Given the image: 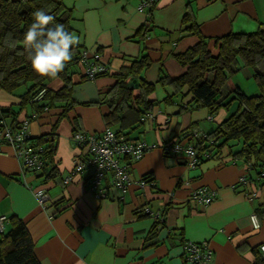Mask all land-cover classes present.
Listing matches in <instances>:
<instances>
[{
	"label": "crops",
	"instance_id": "1",
	"mask_svg": "<svg viewBox=\"0 0 264 264\" xmlns=\"http://www.w3.org/2000/svg\"><path fill=\"white\" fill-rule=\"evenodd\" d=\"M141 1L63 0L72 10L71 25L86 58L105 64L108 71L88 79L80 62L73 65L74 104L63 116L65 102L31 120L27 115L33 113L32 106L7 117L13 124L27 120L33 139L52 133L57 148L52 161L56 175L47 177L50 166L22 174L12 147H0V215L8 218L3 233L9 230L10 217L22 220L40 264H184V240L208 241L216 264H264L258 250L264 243V186L256 180L255 196L246 195L238 182L246 173L245 163L232 158L224 146L188 167L181 154H164L160 147L170 140L191 144L188 133H208L225 120L236 102L211 115L206 108L189 106L192 94L187 88L169 97L172 88L158 82L162 73L174 78L185 72L174 56L198 41L195 34L181 30L185 12L192 14L209 50L216 54L217 37L264 29V0H154L152 8L140 11ZM149 18L150 29L140 39L137 31ZM144 55L149 65L139 76L154 84L149 96L155 102L154 117L145 126L139 124L130 137L143 139L154 148L132 163V182L124 193L105 183L106 196L96 198L86 187L85 172L64 184L62 178L72 169L73 156L78 153L71 141L74 126L93 133L106 128L103 115L108 107L88 103L98 102L115 83L116 75ZM254 84L248 67L241 66L226 81L218 100L233 96L235 87L254 93ZM62 85L57 77L47 88L57 90ZM19 103L18 96L0 90V108H15ZM145 175L151 184L140 186L138 181ZM199 187L215 191L207 205H197L190 198ZM37 188L49 193L46 205L38 203ZM145 207L160 212L163 222L155 225L151 215L140 216ZM253 212L259 215L258 229L250 221ZM152 229L157 242L148 246L145 241Z\"/></svg>",
	"mask_w": 264,
	"mask_h": 264
},
{
	"label": "trees",
	"instance_id": "2",
	"mask_svg": "<svg viewBox=\"0 0 264 264\" xmlns=\"http://www.w3.org/2000/svg\"><path fill=\"white\" fill-rule=\"evenodd\" d=\"M37 9H43L53 15L54 23L64 24L67 30L74 34L71 25L72 10L66 7L63 0H0V90L20 99L17 108H0V117L6 121L8 116L17 114L22 108L29 106L33 107L34 113L27 115L28 120H31L36 114L57 105L58 102H65L64 112L60 116L74 104L72 66L79 62L83 49L77 45L73 50L71 62L59 73L58 77L63 81V85L57 90L47 88L52 78L41 77L32 70L27 50L23 45V35L33 22L31 14ZM149 20L150 18L137 31L140 39H143L150 29ZM182 26V31H188L198 37L194 45L174 56L186 70L174 78L162 73L158 82L162 86L172 88L169 97L187 88L192 94L189 106L206 108L211 115L218 108H229L233 101L236 102V107L229 111L225 120L208 133L190 138L186 135L187 139L191 140L190 145L197 150L198 163L227 146L232 158L245 164L249 163V166H245L246 173L243 175L255 182L258 180L259 185L264 186V29L229 32L219 36L216 38L217 53L212 54L207 38L188 11L183 15ZM11 42H14L13 47L9 46ZM148 65L149 60L145 55L132 61L129 67H125L116 75L115 83L98 102L88 103H101L108 107L103 119L106 128L114 130L117 135L132 138L130 134L138 128L140 116L152 111L155 105L149 98L154 91V84L139 76L142 69ZM241 66L250 70L257 91L247 93L235 87L233 96L227 95L218 100L226 81L237 74ZM42 89V97L30 101V98ZM35 140L47 144L46 167L50 166L47 177L55 176L56 169L52 161L57 145L53 134L41 135ZM252 172L256 177H253ZM146 178L147 175L142 177ZM140 213V216L148 215L141 210ZM9 222V230L2 232L0 237V264H40L24 222L14 216L10 217ZM159 223L154 221L155 225ZM153 230L147 235L145 245L156 244V232ZM259 258L262 260L260 255Z\"/></svg>",
	"mask_w": 264,
	"mask_h": 264
},
{
	"label": "built area",
	"instance_id": "3",
	"mask_svg": "<svg viewBox=\"0 0 264 264\" xmlns=\"http://www.w3.org/2000/svg\"><path fill=\"white\" fill-rule=\"evenodd\" d=\"M154 0H142L137 9L142 11L145 8H152ZM79 62L84 67V75L88 79H94L98 75L105 74L108 68L101 62L89 61L86 53L83 51ZM44 90H39L30 98V101L38 100L42 97ZM154 117L152 111H149L139 118V124H145ZM143 131L145 127L142 128ZM196 136L194 133H188V137ZM71 141L78 149V153L73 156L72 169L63 176L62 182L69 183L72 179L86 173V187L96 198L106 196V187L110 186L119 189L124 193L130 185L131 165L134 161L141 158L145 152L154 148L140 138H128L125 135H117L110 128H105L101 133L87 132L74 128L71 134ZM10 145L14 156L19 160L21 172H36L46 167V143H38L31 138L28 131V121L24 120L17 124L8 123L5 118L0 117V147ZM164 154H181L184 157L185 164L188 167H195L198 163L197 150L192 145H184L181 141H166L160 145ZM245 166H249L246 163ZM239 184L244 187L248 197L255 196L257 192L256 182L246 175H242ZM140 186L151 184L146 179L138 181ZM35 196L40 205H46L50 200V195L42 188H37ZM215 196V191L206 187H199L192 191L190 198L200 206L207 205ZM143 213L151 215L154 221L163 222V216L158 211H152L148 207L141 210ZM8 221L5 215H0V232L4 230V224ZM250 221L254 229L260 227V219L253 212L250 215ZM182 259L184 264H216L214 262V253L208 241L195 242L184 240L182 242ZM259 253L264 260V243L259 245Z\"/></svg>",
	"mask_w": 264,
	"mask_h": 264
},
{
	"label": "clouds",
	"instance_id": "4",
	"mask_svg": "<svg viewBox=\"0 0 264 264\" xmlns=\"http://www.w3.org/2000/svg\"><path fill=\"white\" fill-rule=\"evenodd\" d=\"M31 15L33 22L23 35V45L32 70L41 77L55 79L71 62L73 50L80 43L79 37L64 24L54 23L55 17L43 9ZM9 46L13 47L14 42Z\"/></svg>",
	"mask_w": 264,
	"mask_h": 264
},
{
	"label": "rangeland",
	"instance_id": "5",
	"mask_svg": "<svg viewBox=\"0 0 264 264\" xmlns=\"http://www.w3.org/2000/svg\"><path fill=\"white\" fill-rule=\"evenodd\" d=\"M51 80H52V79H51ZM51 80H50V81H51ZM50 81H49V82H50ZM49 82H48V83H49ZM254 83H255V82H254ZM254 85H255V84H254ZM254 87L256 88V85H255ZM248 91H250V89H248ZM14 107L17 108L18 106H14Z\"/></svg>",
	"mask_w": 264,
	"mask_h": 264
},
{
	"label": "water",
	"instance_id": "6",
	"mask_svg": "<svg viewBox=\"0 0 264 264\" xmlns=\"http://www.w3.org/2000/svg\"><path fill=\"white\" fill-rule=\"evenodd\" d=\"M32 138V137H31Z\"/></svg>",
	"mask_w": 264,
	"mask_h": 264
}]
</instances>
